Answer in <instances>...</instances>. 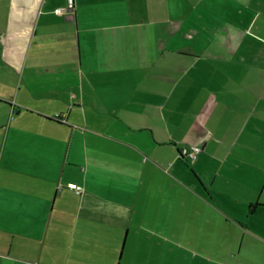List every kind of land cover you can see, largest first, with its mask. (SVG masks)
Listing matches in <instances>:
<instances>
[{
    "label": "crops",
    "instance_id": "crops-1",
    "mask_svg": "<svg viewBox=\"0 0 264 264\" xmlns=\"http://www.w3.org/2000/svg\"><path fill=\"white\" fill-rule=\"evenodd\" d=\"M42 256L264 264V0H0V264Z\"/></svg>",
    "mask_w": 264,
    "mask_h": 264
},
{
    "label": "built area",
    "instance_id": "built-area-1",
    "mask_svg": "<svg viewBox=\"0 0 264 264\" xmlns=\"http://www.w3.org/2000/svg\"><path fill=\"white\" fill-rule=\"evenodd\" d=\"M73 7V0H67V8ZM65 8L58 7L56 8L57 13H61L64 11ZM201 150V146L198 144H193L190 146H184L180 149V153L187 158L188 161L192 162L196 159L198 152ZM69 187L75 189L77 192H80L81 187L74 182H69L67 184Z\"/></svg>",
    "mask_w": 264,
    "mask_h": 264
},
{
    "label": "rangeland",
    "instance_id": "rangeland-1",
    "mask_svg": "<svg viewBox=\"0 0 264 264\" xmlns=\"http://www.w3.org/2000/svg\"><path fill=\"white\" fill-rule=\"evenodd\" d=\"M188 162V161H187ZM188 164V166L190 165V162H188L187 163ZM104 252V251H103ZM101 253V254H104V253ZM119 256V255H118ZM99 260H101L102 262H104V261H107V258H106V255L104 256V255H102L100 258H99ZM101 262V263H102ZM38 263H41V264H44V263H50V259L49 258H47V257H45V256H42L41 257V260H40V262H38ZM63 264H70V263H68V262H63Z\"/></svg>",
    "mask_w": 264,
    "mask_h": 264
},
{
    "label": "trees",
    "instance_id": "trees-1",
    "mask_svg": "<svg viewBox=\"0 0 264 264\" xmlns=\"http://www.w3.org/2000/svg\"><path fill=\"white\" fill-rule=\"evenodd\" d=\"M59 116H55V118H58ZM179 152H180V150H179ZM181 154V153H180ZM181 156H183L182 154H181Z\"/></svg>",
    "mask_w": 264,
    "mask_h": 264
}]
</instances>
